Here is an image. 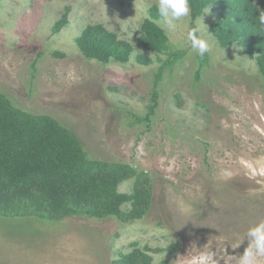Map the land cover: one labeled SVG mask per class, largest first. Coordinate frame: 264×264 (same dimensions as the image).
I'll return each instance as SVG.
<instances>
[{
  "label": "rangeland",
  "instance_id": "rangeland-1",
  "mask_svg": "<svg viewBox=\"0 0 264 264\" xmlns=\"http://www.w3.org/2000/svg\"><path fill=\"white\" fill-rule=\"evenodd\" d=\"M251 1L264 11V0ZM156 5L0 0V94L71 131L87 159L127 164L150 181L148 209L130 216L125 202L124 220L0 214V264H120L143 256L152 264H203L204 257L239 264L247 229L264 220V76L250 52L257 42L226 43L215 34L222 3L175 21L174 31ZM142 7L164 31L160 50L141 44ZM195 27L212 45L204 56L188 42ZM110 35L128 46L125 60L85 54ZM138 183L136 175L116 189L133 195Z\"/></svg>",
  "mask_w": 264,
  "mask_h": 264
},
{
  "label": "trees",
  "instance_id": "trees-1",
  "mask_svg": "<svg viewBox=\"0 0 264 264\" xmlns=\"http://www.w3.org/2000/svg\"><path fill=\"white\" fill-rule=\"evenodd\" d=\"M211 3L223 5L220 16L212 22L215 34L226 43L235 40L243 43L249 36L253 37L257 43L250 52H257V65L264 76V25L258 20L264 11L251 0H189L191 18L200 15ZM55 28L59 30L60 25ZM143 30L141 44L160 50L165 40L163 29L146 19ZM106 41L95 51L83 47L85 54L101 60L110 57L125 60L128 46L124 47L113 35L106 37ZM136 175L140 183L136 184L133 195L117 191L121 180ZM141 175L124 163L87 159L71 131L48 115L13 107L0 94L1 215H35L51 221L75 214L96 218L113 215L124 220L125 213L120 209L123 203L131 202L130 216H137V210L149 207L150 181L146 177L142 181ZM120 264L152 263L143 256L136 260L127 257Z\"/></svg>",
  "mask_w": 264,
  "mask_h": 264
},
{
  "label": "clouds",
  "instance_id": "clouds-1",
  "mask_svg": "<svg viewBox=\"0 0 264 264\" xmlns=\"http://www.w3.org/2000/svg\"><path fill=\"white\" fill-rule=\"evenodd\" d=\"M156 7L162 22L169 31L175 30V21L190 17L191 14L189 0H157ZM141 13L145 18L151 19L148 8L142 7ZM258 20L261 25H264V12L259 14ZM199 33L200 28L195 27L189 31L187 38L192 50L197 55L204 56L212 45L206 39L199 38ZM245 239L248 243L239 256V264H259L260 259L264 258V220L250 225L245 233ZM209 260V257H204L203 264H209Z\"/></svg>",
  "mask_w": 264,
  "mask_h": 264
}]
</instances>
